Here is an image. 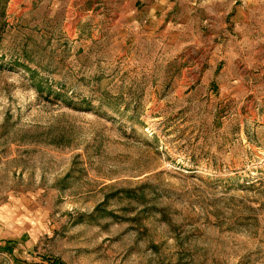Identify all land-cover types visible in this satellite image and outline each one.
<instances>
[{
  "label": "rangeland",
  "instance_id": "obj_1",
  "mask_svg": "<svg viewBox=\"0 0 264 264\" xmlns=\"http://www.w3.org/2000/svg\"><path fill=\"white\" fill-rule=\"evenodd\" d=\"M0 264H264V0H0Z\"/></svg>",
  "mask_w": 264,
  "mask_h": 264
}]
</instances>
